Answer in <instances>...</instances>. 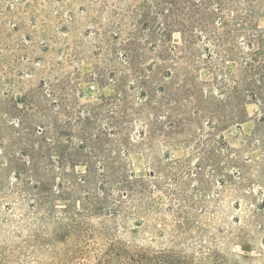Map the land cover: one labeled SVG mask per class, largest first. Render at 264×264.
Instances as JSON below:
<instances>
[{
  "label": "rangeland",
  "instance_id": "1",
  "mask_svg": "<svg viewBox=\"0 0 264 264\" xmlns=\"http://www.w3.org/2000/svg\"><path fill=\"white\" fill-rule=\"evenodd\" d=\"M140 1L0 0V247L7 264H52V252L32 242L52 234L56 224L71 223L75 210L81 214L73 219L84 224L86 234L69 240V258L62 264H103L113 251L140 254L137 264H264V124L254 98L247 97L236 117L218 127L200 118L178 129L176 119L167 117L174 112L168 113L170 106L157 107L162 91L154 89L150 102L140 95L136 78L128 77V116L114 122L116 108L108 105L94 118L90 132L96 144L87 143L86 157L74 167L76 175L89 172L94 180L78 189L64 183L58 189L65 178L55 157L39 162L43 177H30L22 145L13 144L10 121L23 93L37 91L64 124L66 100L51 103L54 96L43 93L59 86L80 105L111 96L115 83L108 76L127 72L120 57L127 40L143 44L146 75L159 66L153 88L182 84L187 72L220 99L216 88L229 83L226 67L240 73L250 61L251 31L222 42L220 23L218 33L196 28L192 38L175 31L151 44L148 30H141L132 39L130 33L140 28ZM218 15L231 18L226 9ZM255 23L264 38V12ZM162 45L165 60L159 58ZM224 49H231V57ZM89 201L103 209L88 212Z\"/></svg>",
  "mask_w": 264,
  "mask_h": 264
},
{
  "label": "trees",
  "instance_id": "2",
  "mask_svg": "<svg viewBox=\"0 0 264 264\" xmlns=\"http://www.w3.org/2000/svg\"><path fill=\"white\" fill-rule=\"evenodd\" d=\"M139 6L141 20L139 19L137 22L140 28L130 33L129 37L132 39L141 35V30H148L147 37L151 44L164 42L170 32L175 31L184 37L192 38L195 37L192 32L196 28L200 30V34L204 32L206 34L218 33L219 29L216 24L220 23L223 31H219L218 36L222 42L224 40L233 41L236 36L240 35V32H245L248 29L251 31V33L248 32L246 43L250 61L244 63L240 73L232 72L226 67L223 74L226 77L224 79L229 83L223 82L221 86L216 88L219 91L220 99L216 98L209 90L200 87L194 77L188 76L187 72L182 74V84L170 85L165 89L160 88L161 85L159 88H153L151 81L160 77L159 66L152 67L150 69L151 74L146 75L144 73L145 68H142L143 60L146 59V50H143V44L139 41L127 40L120 48L122 50L120 57H122L123 67L126 68L127 72L123 75L120 74L117 79L108 76L109 80L115 83L114 92L111 96L102 97L92 104L80 105L68 100L65 97L64 88L59 87L58 84H56L58 87L51 90L49 94L43 93L46 98L50 94L54 96L51 98V103L57 99L66 100L62 104L64 107L62 111L68 119L64 124L59 122V113L53 111L54 106L50 108L48 103L46 104L47 99L41 98L42 95L37 91H31L28 94L23 93L19 106H15L16 116H13V120L10 122L11 128L16 132L13 144L16 146L25 145L19 149L28 165L30 177H43L45 169L40 166L39 162L42 164L45 160L52 162L53 157H55L57 167L61 166L59 177L65 178L64 182L57 184L58 189L62 183L66 189L69 186H74L77 189L91 186L94 175L89 172L76 175L74 167L77 163L75 162L82 155L86 157L82 150L86 149L87 143L92 144V146L96 144L90 131L93 129L94 118L100 115L104 108L108 105H113L116 108V110H112V113L118 114L114 116V122L117 117L127 118L128 113L126 111L131 101L128 99L129 94L125 88V82L130 76L136 78L141 88L139 90L140 95H145L146 98L150 96V102L153 95L156 94L154 89L162 91L164 95L161 100H158L157 107L170 106L167 108L168 113L169 111L174 112L167 117L176 119L178 129L183 124L198 123L200 118L205 120L206 126L217 124L218 127L222 123L232 120L234 116L236 117L237 107L245 104L247 97L254 98L261 104L258 122L264 124V38L260 35L259 25L255 23L259 15L264 12V0H141ZM214 6L216 9H211ZM221 9H226L231 18L227 19L218 15ZM235 24L239 27H235ZM161 48L162 50L158 52L159 58L165 60L167 58L166 48L163 45ZM223 51L226 57H231V49H224ZM174 56L172 58H187V56H179V54ZM258 57L261 58L258 59ZM107 73L113 75L114 71L109 70ZM138 74L140 76L136 77ZM96 75L102 77L104 74L98 68ZM215 79L217 82L220 81ZM166 100H169V103ZM16 101L19 103L18 100ZM72 119L78 122L79 128L73 129ZM170 125H172L171 122ZM73 131L74 134H71ZM20 133L21 135L18 137ZM62 136H66L64 140L61 139ZM74 140H77L78 143H75ZM98 149L100 151L101 148L98 146ZM63 164H67L65 169H62ZM35 188L37 187L35 186ZM91 196L88 199L93 200V195ZM89 204L88 212L95 213L103 209L90 201ZM73 213V217H79L81 214L77 210ZM73 217H70L71 223L67 225L56 224L52 228V234H45L39 242L37 240L32 242V246L39 248L45 245L52 252V264L65 262L69 258L67 256L69 255L67 252L69 251V240L79 233L80 235L83 233L84 236L86 234L84 224L77 222ZM2 249L0 247V264H7L8 254H5ZM73 251L76 253L77 250ZM137 257H140V254L113 251L103 259V264H137L139 262Z\"/></svg>",
  "mask_w": 264,
  "mask_h": 264
}]
</instances>
